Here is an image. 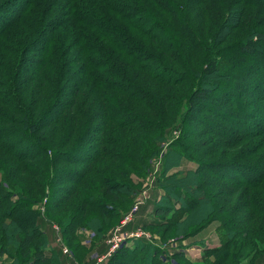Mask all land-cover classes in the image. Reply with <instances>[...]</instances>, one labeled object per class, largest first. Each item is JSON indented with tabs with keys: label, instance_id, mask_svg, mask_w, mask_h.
Here are the masks:
<instances>
[{
	"label": "trees",
	"instance_id": "16d2710c",
	"mask_svg": "<svg viewBox=\"0 0 264 264\" xmlns=\"http://www.w3.org/2000/svg\"><path fill=\"white\" fill-rule=\"evenodd\" d=\"M20 2L0 0V172L6 177L0 181V258H13L8 250L18 241L21 264L34 254V264L52 263L53 255L45 253L42 218L33 208L41 196L58 197L47 211L60 215L66 243L83 222L103 226L114 214L110 203L124 201L122 195L140 186L136 179L161 151L166 130L183 117L202 130L193 142L181 136L169 145L167 170L183 159L197 167L160 179L165 203L154 206L159 221L148 220V225L168 222L178 237L220 221L222 244L209 248L207 258L239 264L246 256L247 264H254L264 254L258 244L264 237V0ZM14 3L17 8L8 16L7 7ZM234 31L245 36L231 38ZM228 38L237 41L242 56L252 58L238 79L229 74L236 61L227 63L221 55ZM183 50L194 62L180 60ZM208 58L209 66L195 72ZM171 72L179 78L166 76ZM219 79H236L255 96L248 102L244 92L235 96L223 84L220 98L236 111L231 119L204 104L219 89ZM198 109L223 124L213 129L201 122L194 114ZM9 112L18 117L13 123L21 127L19 139L4 127L13 124ZM210 135L217 141L204 138ZM23 146L28 149L17 153ZM59 163L72 169L59 167L56 173ZM45 174L53 176L49 190L41 189ZM62 181L71 188H57ZM16 184L26 196L12 188ZM94 212L100 217L93 218ZM176 258V264H193L183 252ZM110 260L165 263L144 240L126 244Z\"/></svg>",
	"mask_w": 264,
	"mask_h": 264
},
{
	"label": "rangeland",
	"instance_id": "374dc122",
	"mask_svg": "<svg viewBox=\"0 0 264 264\" xmlns=\"http://www.w3.org/2000/svg\"><path fill=\"white\" fill-rule=\"evenodd\" d=\"M11 1L12 2H18V0H11ZM20 1L21 0H19V2ZM20 3H18V4H20ZM16 4L17 3L9 4V6L7 7V8H9L8 16L13 14L14 10L17 8V7H15ZM0 17H3V16L0 15ZM4 20L5 19H3V21ZM245 27H247V25ZM236 33L238 34L237 31H234V33L231 35L232 36L231 38L234 37L233 35H236L235 38L237 37L239 39H242L245 36L244 33L241 35H237ZM204 39H203V41H207V38H204ZM237 44H238L237 41H235V40L231 41L228 38L226 41L221 43V45L223 47L227 48L226 51L224 52V54H221V55H222V58L227 61V63L231 62V61H236L237 67L235 66L234 69H231L229 74H230V76H234V77L237 76V79H238L239 75L240 76H241V74L243 75V73H240V68L243 67V64H244V66L249 65V64H247V62H248V60H252V58L249 56H242V53L239 52L240 47ZM214 47H215V45H214ZM214 47L211 46V48H214ZM180 55L182 57H180ZM178 56H179L180 60H182V61L186 60L189 62H191V61L194 62V60L191 58V56H188L186 54V50L181 51V53ZM245 60H246V62H245ZM210 61L211 60L208 58V60H206V62L202 61L201 64L196 65L195 72L202 70V68L205 67L206 65L209 66ZM159 72H161V71H157L156 73L159 74ZM177 73H179V72H177ZM166 76H172L175 78L178 77L174 72L173 73L172 72L166 73ZM198 82H200V81H198ZM208 82L210 83L211 81L208 80ZM223 84H225L223 89H225L226 92H229L230 94L232 93L235 96L240 95V94L243 95L245 86H243V84L240 81H238L236 79L235 80L234 79H230V80L229 79H222V80H220L219 89H217L215 94L214 93L208 94V95H210L209 99L204 104H206V106H208V108L213 109L214 112H223V114H225L226 117L231 119L232 115H234L236 117V111L233 109L234 107L231 108V106H230L231 104L228 103L229 102L228 100H222V98H220V94H224L223 89H221V86ZM193 87L197 88V85H195ZM242 98L244 100L246 99V101L250 102L251 100L255 99V96L253 95V93L251 91H248V92H244V95ZM222 110H224V111H222ZM187 111L185 110L184 114H186ZM194 114H195V116H198V118L201 122L203 121V122L212 124L213 129L215 127H217L218 125L220 126V124H223V122H224V120H222V119H217V118L211 119V118H209L208 114L206 112H204L202 109L196 110V112H194ZM15 116L16 115L9 112L7 117H9V120H13L12 121V123H13V122H15L13 117L15 119H18V117H15ZM181 120L178 119L171 128L166 130L165 135H164L165 139L159 143V148L161 147V151L159 152L158 155L149 159L150 161H149L148 168L145 171V175H143V177H141V179H139V178L136 179L137 183L140 182V186L137 187V189H134V191L132 192L131 195H122V197H123L122 199H125L124 201L117 200V202H111L110 203L111 205L109 206V208H110V210L112 209L114 211V214H112L110 219L109 218L107 219L108 221L105 222V224L103 226H102V223L100 221H98V222L92 221V222H90L91 224H89L87 222H83L81 225L78 226L77 229H75L74 232L71 233L70 236H71V238H73V240L66 243L63 239V234L60 231L61 230V228H60L61 224H60V222L58 223V218L60 215L59 214L56 215L55 213L49 214L50 211L49 212L47 211V208H49L51 205H54L58 201V199H57L58 197L57 196L51 197L52 199L48 200L47 197L41 196L37 199L38 203L35 206H33V208L35 210H37L38 213H40V217L42 218L41 219L42 223H40V225H41L40 228H41L42 233L41 232L40 233L44 237V239H46V241L48 243L46 248H45V253L50 254L51 256L53 255V257H54V259L51 260L52 263H50V264H54L55 262H57L56 264H60L61 262H62L61 264H114V263L115 264H121V262L119 260H115L114 263L111 262V260H110L111 257L115 253H117V251L120 249V248H118V250H116V252L114 251L115 253L110 256V254L112 253L111 252V249H112L111 238H112L113 234L118 232V229L121 226L120 224L122 223L123 217H125L128 213H130L132 211V209L134 208V205L136 204L135 202L139 199L140 195L142 194V192L144 190L146 193V202L143 205H141L140 210H139L138 214H136V216L134 217V220L132 221V223H130L128 226L122 228V231L132 233L137 229H142L143 232H145L146 234L151 236V239L148 240V243L158 250L159 256H161V258L165 262L163 264H176L177 254L182 253V252L185 255H188L189 257L192 258L193 264H217V263H215L216 256H211V257L207 258L206 255H207V250L209 248H212V249L213 248H219L222 244L223 234H222V229H221L222 223L220 221H215V222L207 225L204 229H201L198 232L188 234L187 236L183 235V236H178V237H176V235H175V231H176L175 225L167 224L168 222H166L164 225L157 228L154 226L151 227L152 225H148L149 222H146V220L147 221L148 220L154 221V222L159 221V218H157L155 215V207L154 206L156 204L158 205L160 202L165 203L162 198L167 194V192L160 185V179L162 181L163 180L162 177L167 178V177L171 176L172 174H174V172H177V171L186 172L188 170H194L197 167L196 162L191 161L189 159L188 160L183 159L180 162L181 163L180 166H178L174 169H171V170H167V168H168L167 166L169 164H166L167 157L165 158V156L169 151V148H168L169 145L171 143H173L174 141H177V140L179 141L181 136L182 137L184 136V140H186V141L190 140V142H193V140L195 139V136L198 134L197 132L202 130V126L199 125L196 121H194L192 119L184 120L182 117ZM181 122H183V123H181ZM224 126H226V125L224 124L221 127L222 131L223 130L226 131ZM4 127H5L8 135L15 133V137L19 139V135L21 134L22 130L20 129L21 127L18 124L13 123L12 125H7ZM184 129H185V132H184ZM184 133H186V134L184 135ZM209 137L213 141H217V137L213 138L212 135L204 136L205 139H207ZM186 141H184L185 144H186ZM27 149H28V147L23 146V148H18V150L16 152L18 153V152H21L22 150L26 151ZM31 150H33V152L35 151L33 148ZM218 158H221V156ZM228 158H230V157H228ZM18 164L20 165V167H23V163H18ZM28 164L32 165L29 162H28ZM59 167L62 170L72 169L71 166H67L65 164L59 163L58 166L56 167V171H55V168L53 169V171L57 173ZM41 172H45V170L43 169V170H41ZM45 175L47 176V178L44 180H41L44 182V185L42 186L41 189L43 190V188L45 186V189L49 190V187L51 186V184L53 182L52 181L53 176H52V174H50L49 177H48V174H45ZM2 177L6 178L5 175L3 176V174L0 172V181H1ZM23 180H24V178H23ZM58 186L61 188H65V189L71 188L70 184H68L66 182L63 183V181L60 182L56 187L58 188ZM3 187L6 190H10V188L7 184H4ZM12 188L14 190H16V192H20L22 195H25V191L20 185L16 184ZM32 188H33V185H32ZM10 191L12 192V190H10ZM33 192H36V191L32 190L31 193H33ZM13 196H15V199H17L18 197L21 198L20 196H18L16 194L15 195L13 194ZM24 200L27 201V199H24ZM21 201H23L22 198H21ZM109 201H111V199H109ZM32 205L33 204L30 203V206H32ZM175 205H178V203H175ZM58 212L60 213V210ZM47 213H48L47 216L50 217V219H53L55 221V223H50L46 220V217H47L46 214ZM178 213H179L178 211H176V210L174 211V215H176V218L173 219L174 222H176L177 215L179 216ZM98 215L100 217V215H101L100 212L99 213L94 212L92 214V217L95 218ZM188 215H189V212L185 213L182 216L183 219L185 217H187ZM243 215L244 214L239 215V216L242 217ZM107 224H110V225L107 226ZM98 225H100L99 228H98ZM147 225H148L147 228L150 227L149 229L145 228ZM17 238H16V240H17ZM136 241H138V240H134L133 242H131L127 245H132L134 242L136 244ZM144 241H146V240H144ZM14 244H15V242H14ZM258 244H259V247H261L260 249L264 250V237L258 241ZM124 246H126V244H124L122 247H124ZM18 247L20 248V245L18 246V241H17L15 246H10V249L8 251L12 252L14 257L11 258L8 254L3 255L0 258V264H21V261L23 260V256L20 253V249L19 250L17 249ZM249 250H244L245 254L247 252H249ZM34 252L32 251V253H34ZM260 253L261 254L257 257V259L254 260V264H264V254L262 252H260ZM56 255H59V256H56ZM35 256L36 255L34 254L33 256H31L30 259H25L27 261L26 264H28L29 262H30V264H32V261L34 264V258L33 257H35ZM249 260L250 259H247L246 256H244V257H242V260H240L238 263L239 264H247Z\"/></svg>",
	"mask_w": 264,
	"mask_h": 264
},
{
	"label": "built area",
	"instance_id": "2783aa9c",
	"mask_svg": "<svg viewBox=\"0 0 264 264\" xmlns=\"http://www.w3.org/2000/svg\"><path fill=\"white\" fill-rule=\"evenodd\" d=\"M146 202V193L145 190L140 195L139 199L135 202L134 208L130 213H128L125 217H123L121 226L118 229V232L112 235L111 243H112V249H111V255H113L118 248H121L124 244H129L133 242L134 240H150L151 236L146 234L142 231V229H137L134 232H126L122 231V228L128 226L132 221L134 220V217L136 214H138L141 205H143ZM153 239V238H152ZM115 251V252H114Z\"/></svg>",
	"mask_w": 264,
	"mask_h": 264
},
{
	"label": "crops",
	"instance_id": "0c3cea01",
	"mask_svg": "<svg viewBox=\"0 0 264 264\" xmlns=\"http://www.w3.org/2000/svg\"><path fill=\"white\" fill-rule=\"evenodd\" d=\"M146 222H147V220H146ZM190 259H192L191 257H189Z\"/></svg>",
	"mask_w": 264,
	"mask_h": 264
}]
</instances>
